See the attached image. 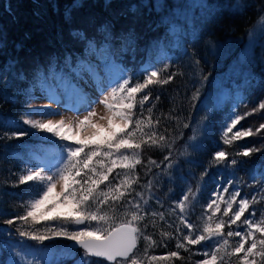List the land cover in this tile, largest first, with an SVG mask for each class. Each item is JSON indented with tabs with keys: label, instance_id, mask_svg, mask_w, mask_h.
<instances>
[{
	"label": "trees",
	"instance_id": "16d2710c",
	"mask_svg": "<svg viewBox=\"0 0 264 264\" xmlns=\"http://www.w3.org/2000/svg\"><path fill=\"white\" fill-rule=\"evenodd\" d=\"M263 14L264 0H0V264L18 260L16 254L22 248L34 253L39 264L46 261L79 264L81 256L70 255L66 237H52L41 244L19 236L17 229L31 230L29 225L20 221L8 225L6 221L24 215V205L33 196L31 182L18 183L22 170L34 168L39 163L36 156L51 155L59 144L53 134L24 124V119L35 114V110L50 111L49 105H34L30 99L35 90L47 87L53 91L61 76L64 80L74 78L82 63L96 74L97 64L105 67V82L118 69L131 75L141 73L149 65L154 68L169 65L161 78L176 73L169 83L153 85L147 90L151 97L143 116L147 117V108L154 104L152 118L159 119L156 130L169 142L174 140L171 159L175 162L164 171L161 162L169 149H143L144 164L136 168L140 184L135 190L143 191L145 197L153 196L148 211H164L168 224H179L178 218L168 214L167 209L174 207L173 202L178 201L189 186L195 191L200 182L202 187L189 208L188 218L202 228L206 205L214 199L212 192L223 190L216 187L217 183L235 181V187L229 186V192L225 193L228 197L239 188L240 196L234 208L241 198L251 200L253 195L258 198L264 195V175L261 174L264 169L260 167L264 163V151L253 153L251 157L236 155L243 147L264 146V131L231 146L221 140L222 125L233 109L243 115L264 100V32L252 45L247 58H241L249 33ZM103 26H108L111 32L107 41L101 31ZM78 32L88 40L79 39L75 35ZM90 40L95 41L94 50L88 47ZM89 53L93 54L92 58ZM139 80L143 81V75ZM197 88L200 94L193 98ZM136 111L139 114V110ZM186 123L190 127H183ZM260 123H264V113L258 112L241 121L240 126L255 130ZM17 131H27L29 135L11 136ZM193 136L196 139L190 141L189 137ZM196 143L200 145L198 149L192 146ZM220 149L230 153L229 159H236L238 164L230 169L220 165L210 167L212 153ZM149 157L160 164V168L153 166L151 173L145 175L144 165ZM205 168L208 173L201 181L200 173ZM150 179L155 181L153 188L142 189L141 185ZM157 199L162 207L156 203ZM225 206L221 204V208ZM252 208L259 220L260 213L264 212V201ZM221 215L222 212L217 213ZM46 222L54 227L59 223ZM244 227L241 224L237 229L233 225L231 230ZM35 229L44 231L39 227ZM162 230L175 234L174 228L159 220L156 228L150 225L146 234L157 241L152 250L167 256L177 251L176 240L160 243ZM228 230L226 227L225 234ZM256 238H261L259 233ZM229 241L231 246H236L239 237L229 238ZM204 243L209 251L214 247ZM145 244L146 241L139 240L137 250ZM205 250L200 245L191 246V251L180 249L183 259L169 258L166 264H197L204 259L201 253ZM227 251H231V247ZM224 259L226 264H240L236 256L225 255ZM92 261L108 264L101 258H92Z\"/></svg>",
	"mask_w": 264,
	"mask_h": 264
},
{
	"label": "snow or ice",
	"instance_id": "6c2138e0",
	"mask_svg": "<svg viewBox=\"0 0 264 264\" xmlns=\"http://www.w3.org/2000/svg\"><path fill=\"white\" fill-rule=\"evenodd\" d=\"M235 8L238 10L239 3ZM260 20L264 21V16L260 17ZM101 31L105 41L109 40V27L103 26ZM75 35L81 40H88L83 33L78 32ZM88 47L94 50L95 41L90 40ZM168 67L167 64L163 68L149 65L141 73L131 75H125L123 69L113 72L107 81L111 87L99 101L106 109V115L101 116L100 120L106 121V124L92 122L91 118L96 116L94 110L89 111L82 119L67 124L63 119H24V124L32 129L53 134L59 139V144L51 155L35 157L39 161L35 165L36 170L30 167L22 170L19 175L18 183L27 185L31 182L34 190L32 198L24 205L25 214L6 221L8 225L15 221L29 225L31 230L17 229L20 237H27L41 244L52 237H66L83 250L79 264H93L92 258H102L108 264H152L157 259H183L179 250L191 251V246L195 245L206 249L201 253L204 259L197 261V264H226L225 255L229 258L238 257L240 264H264V212L260 213V219L257 220L256 210L252 208V205L264 201V195L259 198L253 195L251 200L241 198L238 200V207L234 208V203H237V197L240 196L239 188L227 198L225 193L229 192V186L235 187V181L229 179L226 184L217 183L216 187L222 188L223 191L212 192L214 199H210L206 205L201 228L189 222L188 218L189 208L197 200V193L201 190L200 182L197 183L195 191L189 186L180 199L173 202L174 207L167 209L168 214L178 218L179 224L175 225L168 224L164 211H148L151 208L152 195L145 197L143 191L135 190V186L140 184L136 168L144 164L141 157L145 147H167L168 155H165L164 161L161 162L164 164V171L175 165L171 159L174 140L169 142L164 134L156 130L159 119L152 118L155 105L147 108V117L143 116L146 102H149L151 97V93L147 91L150 86L167 84L176 75L172 73L166 78H161ZM85 73L92 75L96 90L103 92L104 79L93 74L92 69L82 63L77 75L82 76ZM140 75H143L142 82L139 80ZM133 80L136 82L133 83ZM60 82L72 88L77 97L73 110L78 111L80 106L90 105L88 96L82 90L76 89L70 81H65L63 76L60 77ZM199 94L200 90L197 88L193 98ZM156 100H159V96ZM258 112L264 113V100L243 115L237 114L233 109L222 125L223 144L231 146L247 137L260 135L264 131V123H260L255 130L240 126L241 121ZM35 114L44 117L58 113L35 110ZM183 127L188 128L190 124L186 123ZM75 132L83 134V138H78L73 134ZM27 135V131L11 133L13 137ZM195 139V136L189 137L190 141ZM192 146L197 149L200 147L199 143ZM262 151L264 146L243 147L236 155L251 157L253 153ZM229 157L230 153L223 149L215 151L209 160V166L220 165L230 169L238 164L236 159ZM144 166L147 169L145 175L151 173L153 166L160 168V164L151 157ZM260 167L264 169V163ZM207 173L208 168L200 173L201 181ZM261 174L264 175V172ZM57 183L60 185L59 191H55ZM154 183L155 181L150 179L147 184L141 185V188L150 191ZM156 203L163 206L158 199ZM221 204L226 206L221 208ZM220 212L223 215L217 216ZM157 220L164 221L169 228L175 230V234L163 230L160 232V243L170 239L176 240L177 251L168 253L166 257L148 254L149 249L157 246V241L146 232L150 225L153 229L156 228ZM41 221L59 223L40 232L35 229V225ZM241 224L245 226L243 230H231L233 225L239 229ZM72 225L79 227L69 230ZM226 227L229 230L225 234ZM185 231L187 235H184ZM257 233L261 236L259 240L256 238ZM232 237H239L236 246L230 245L229 238ZM141 239L146 241L147 245L143 255L138 256L137 245ZM204 242L214 247L209 251ZM229 247L231 251H227ZM16 255L19 259L13 260L12 264H39L34 253L23 248ZM29 256L33 259L29 260ZM45 264L53 262L46 261Z\"/></svg>",
	"mask_w": 264,
	"mask_h": 264
},
{
	"label": "rangeland",
	"instance_id": "374dc122",
	"mask_svg": "<svg viewBox=\"0 0 264 264\" xmlns=\"http://www.w3.org/2000/svg\"><path fill=\"white\" fill-rule=\"evenodd\" d=\"M264 16V14L262 15ZM261 16V17H262ZM264 32V21H261L260 18L256 22L255 26L249 33V37L246 41V46L243 52L241 53V58H247L252 50V45L256 43V39L259 38L260 34ZM93 54L89 53V57L92 58ZM96 69H98V75L100 78H103L105 75V67L100 64H97ZM74 78L65 79V81H70L76 89L82 90V92L88 96L90 105L89 106H80L79 110H73L74 105L77 104V97L73 92L72 88L66 87L65 84L60 82V79L57 81L54 90H50L45 87L43 90H35L34 96L30 99V102L34 105H49L50 111H54L58 114L56 115H48L41 117L40 115L33 114L30 116L32 119L39 120H60L63 119L65 123H72L82 119L87 115L89 111L94 110L96 112V116L92 117L91 120L93 123L106 124V121L100 120L101 116L106 115V109L103 105L99 103V101L103 98V95L109 91V86L107 82H105L104 91L100 92L96 90V84L92 78V75L87 73L82 76L76 75ZM76 83V84H75ZM59 101V102H57ZM46 133V132H44ZM77 135L78 138H83V134L75 132L73 133ZM32 170H36V167L32 168ZM60 185L57 183L55 191H59ZM223 191V190H222ZM227 198V196H225ZM39 227L41 229H45L46 227H54L50 226L48 222L41 221L39 224L35 225V228ZM72 227V228H71ZM69 227V230H76L79 226L72 225ZM71 228V229H70ZM69 239L66 241L68 251L70 255H83L82 251H79L78 247H73L69 245ZM147 244H145L140 250H137V255L142 256L144 253V249ZM149 255L156 257H166V255H159L157 252L153 251L152 248L149 249ZM29 260L32 258L29 257ZM152 264H166V259H157L153 261Z\"/></svg>",
	"mask_w": 264,
	"mask_h": 264
},
{
	"label": "water",
	"instance_id": "95a60500",
	"mask_svg": "<svg viewBox=\"0 0 264 264\" xmlns=\"http://www.w3.org/2000/svg\"><path fill=\"white\" fill-rule=\"evenodd\" d=\"M69 245H70V246H73V247H79L78 245H75V242L72 241V240L69 241ZM101 259H102V258H101Z\"/></svg>",
	"mask_w": 264,
	"mask_h": 264
}]
</instances>
